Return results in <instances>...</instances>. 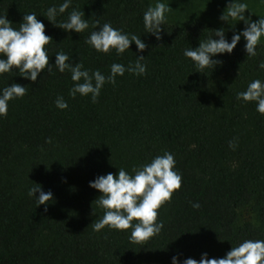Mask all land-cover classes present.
Returning <instances> with one entry per match:
<instances>
[{
  "label": "trees",
  "instance_id": "16d2710c",
  "mask_svg": "<svg viewBox=\"0 0 264 264\" xmlns=\"http://www.w3.org/2000/svg\"><path fill=\"white\" fill-rule=\"evenodd\" d=\"M62 2L0 0V15L18 28L24 14L36 13L53 40L45 46L50 64L62 50L73 64L80 61L90 72L107 75L112 63L127 66L137 54L145 57L146 72L126 71L115 85L105 83L96 103L69 97L70 74L54 65L35 82L15 69L0 75V88L13 82L26 86V94L10 101L0 118V264H170L173 255L198 261L206 252L222 258L245 239L264 240V116L254 102L236 99L253 79L264 81L258 68L264 41L249 59L241 38L231 55L215 57L221 63L214 69L198 73L183 50L198 46L218 24L166 21L157 41L144 32L146 0H72L58 21L75 7L85 18L141 36L147 45L142 53L130 44L120 56L105 55L85 43L94 30L91 20L78 34L41 16ZM231 35L226 30V38ZM57 96L67 109L56 108ZM164 151L174 156L181 187L158 210L160 233L133 244L130 229L93 231L91 223L103 210L89 181L120 167L130 171ZM35 183L53 193L47 212L27 194ZM193 202L200 207L194 209Z\"/></svg>",
  "mask_w": 264,
  "mask_h": 264
},
{
  "label": "clouds",
  "instance_id": "9594fccd",
  "mask_svg": "<svg viewBox=\"0 0 264 264\" xmlns=\"http://www.w3.org/2000/svg\"><path fill=\"white\" fill-rule=\"evenodd\" d=\"M71 4L72 0H63L58 5L48 7L41 16L66 33L71 31L78 34L90 28L91 20V28L94 30L89 32L85 43L97 53L108 55L114 52L120 56L130 49V44H135L137 53H142L147 47L141 36L125 33L122 29L112 27L109 22L100 24L92 16L85 18L84 11L75 7L67 12L66 19L58 21L57 17L63 15ZM169 10V5L162 0L149 5L143 12L145 34L159 41ZM246 10V3L231 0L218 16L219 21L233 29L238 22H243L244 27L238 32L233 31L230 40L226 38L225 28L220 27L211 29L212 34L199 40L198 46L183 50V56L190 59L195 72L214 69L221 63L215 57L218 54L231 55L241 38L245 41L243 50L246 57L250 59L257 56V46L264 38V17L253 21L250 11V15L245 16ZM12 25L13 22L6 18V14L0 15V75L14 72L15 69L20 77L35 82L42 71L51 74L54 65L59 73L70 74L73 83L68 92L69 97H89L92 103H96L105 83L115 85L116 77L123 76L126 71L137 76H143L146 72V64L143 63L145 57L137 54L136 60L127 66L112 63L107 75L99 70L90 72L80 61L73 64L72 57L62 50L56 52L54 63L50 64L45 46L53 40L45 34V24L37 19L36 13L24 14L18 28ZM258 68L264 70V60L259 61ZM25 94L26 86L15 82L0 88V118L7 115L10 101L22 98ZM236 99L245 103L254 102L257 113L264 116V81L253 79L244 91L236 93ZM54 104L60 110L68 108L62 96H57ZM45 143H51V139L47 138ZM228 146L235 149L232 140ZM175 163L173 154L164 151L162 155H156L150 162L134 166L130 171L120 167L115 174L109 172L89 181V187L100 193L95 203L103 210V215L91 223L93 231L105 227L118 231L130 229L129 241L133 244L143 243L159 234L163 224L157 219L158 210L181 187V175L175 170ZM27 194L34 198L37 206L44 205L43 210L47 212V205L53 200L51 190L45 192L40 184L35 183ZM191 206L194 209L200 207L195 202ZM170 264H264V240L245 239L232 246L222 258H208L206 252L201 254L198 261L193 258L180 259L178 255H173Z\"/></svg>",
  "mask_w": 264,
  "mask_h": 264
},
{
  "label": "rangeland",
  "instance_id": "374dc122",
  "mask_svg": "<svg viewBox=\"0 0 264 264\" xmlns=\"http://www.w3.org/2000/svg\"><path fill=\"white\" fill-rule=\"evenodd\" d=\"M149 5H154L156 0H146ZM169 5L170 10L166 13L167 22L185 23L193 20H206L218 24L233 34V31H240L244 24L238 22L235 28H230L225 22L219 21L218 16L224 11L227 3L231 0H162ZM248 5L245 16L248 17L251 12V20L255 21L259 17H264V0H238ZM261 41H264L262 38ZM132 264H144L141 261H134Z\"/></svg>",
  "mask_w": 264,
  "mask_h": 264
}]
</instances>
